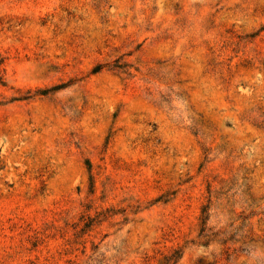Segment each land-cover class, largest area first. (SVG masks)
<instances>
[{"label": "rangeland", "instance_id": "374dc122", "mask_svg": "<svg viewBox=\"0 0 264 264\" xmlns=\"http://www.w3.org/2000/svg\"><path fill=\"white\" fill-rule=\"evenodd\" d=\"M0 264H264V0H0Z\"/></svg>", "mask_w": 264, "mask_h": 264}]
</instances>
